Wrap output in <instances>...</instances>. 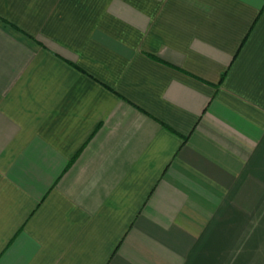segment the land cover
<instances>
[{"label":"crops","instance_id":"crops-1","mask_svg":"<svg viewBox=\"0 0 264 264\" xmlns=\"http://www.w3.org/2000/svg\"><path fill=\"white\" fill-rule=\"evenodd\" d=\"M0 264H264V0H0Z\"/></svg>","mask_w":264,"mask_h":264}]
</instances>
